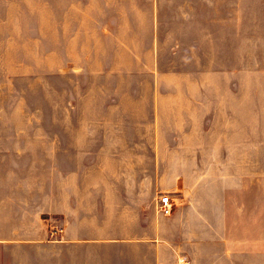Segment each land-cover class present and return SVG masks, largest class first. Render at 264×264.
Segmentation results:
<instances>
[{
    "label": "rangeland",
    "instance_id": "1",
    "mask_svg": "<svg viewBox=\"0 0 264 264\" xmlns=\"http://www.w3.org/2000/svg\"><path fill=\"white\" fill-rule=\"evenodd\" d=\"M238 4L233 35L230 25L212 23L221 11L227 12L222 0H209L208 37L199 35L193 23L184 24L188 30L178 37L186 45L176 58L169 54L175 35L165 38L157 120L164 147L169 136H181L182 173L192 184L197 180L214 184L222 177L221 166L227 176L234 175L235 207L240 214L255 213V235L263 236L264 0ZM56 5L57 0H0V149L12 150L16 159L11 180L31 185L41 181L40 190L48 193L55 189L58 136H154L157 92L151 72L152 0L140 3L137 12L123 14L127 25L122 36L129 48L143 55V78L89 79L73 72L72 65L84 63V54L94 44L72 41L73 15L57 12ZM182 25L176 21L174 28ZM196 44L202 46L201 53L193 51ZM97 46L91 69L103 68V45ZM112 50L111 68L125 60L127 70H134L129 54ZM170 71L185 75L175 77ZM115 101L120 108L111 107ZM140 119L142 128L137 125ZM1 179L7 177L0 175ZM213 186L201 196L214 197ZM191 191L181 190L171 198L172 212L187 203L184 197ZM200 207L208 213L217 209L215 201Z\"/></svg>",
    "mask_w": 264,
    "mask_h": 264
},
{
    "label": "crops",
    "instance_id": "2",
    "mask_svg": "<svg viewBox=\"0 0 264 264\" xmlns=\"http://www.w3.org/2000/svg\"><path fill=\"white\" fill-rule=\"evenodd\" d=\"M143 1L57 0V12L73 15L72 41L94 44L84 54V63L72 65V71L89 79L143 78V55L129 48L122 36L127 25L123 14L137 12ZM208 3L152 0L151 72L157 86L151 123L154 136H58L55 189L49 193L40 190L41 181L34 186L11 180L16 159L12 150L0 149V175L7 177L0 180V264H180L183 260L188 264H264V229L263 236L255 235V213L237 211L234 175L227 176L221 166L222 177L214 184L200 180L192 184L182 173L185 150L181 136H169L167 148L159 136L163 43L175 35L169 54L176 58L186 45L178 37L188 30L186 23H193L199 35L208 37ZM223 3L226 14L221 11L222 16L212 23L230 25L233 35L238 0ZM176 21L183 22L178 29L174 28ZM100 43L105 53L100 63L103 68L91 69L93 52L100 49ZM112 48L129 54L134 70H127L125 60L111 68ZM193 51L201 53L202 46L196 44ZM113 106L120 108L118 101ZM139 121L142 128L144 122ZM213 185L214 197L201 196L202 190ZM187 188L193 191L184 197L183 207L168 216L157 215L162 192L172 198ZM207 201H215V213L202 211L200 206Z\"/></svg>",
    "mask_w": 264,
    "mask_h": 264
},
{
    "label": "built area",
    "instance_id": "3",
    "mask_svg": "<svg viewBox=\"0 0 264 264\" xmlns=\"http://www.w3.org/2000/svg\"><path fill=\"white\" fill-rule=\"evenodd\" d=\"M157 210L162 215H170L172 213V200L169 193H164L160 195L159 201L157 203ZM180 264H188L187 261H182Z\"/></svg>",
    "mask_w": 264,
    "mask_h": 264
}]
</instances>
